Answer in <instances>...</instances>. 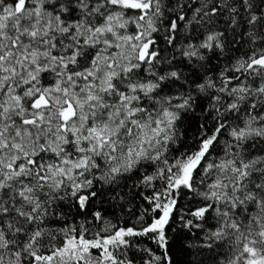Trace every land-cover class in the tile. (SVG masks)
I'll return each instance as SVG.
<instances>
[{"label": "snow or ice", "instance_id": "snow-or-ice-1", "mask_svg": "<svg viewBox=\"0 0 264 264\" xmlns=\"http://www.w3.org/2000/svg\"><path fill=\"white\" fill-rule=\"evenodd\" d=\"M140 236L264 264V0H0V264H135Z\"/></svg>", "mask_w": 264, "mask_h": 264}, {"label": "trees", "instance_id": "trees-1", "mask_svg": "<svg viewBox=\"0 0 264 264\" xmlns=\"http://www.w3.org/2000/svg\"><path fill=\"white\" fill-rule=\"evenodd\" d=\"M168 54L169 53H165V55ZM185 71L192 72L194 69L185 68ZM203 123L204 119L201 117V109L199 107L196 108L195 114L189 113L187 116H182V120L178 122L180 138L177 140L176 145L173 146V154H177V149L180 152L191 149L192 145L199 138V129ZM209 124H211V121H209ZM132 183L133 181H128L127 186L122 185L117 191L120 195H124ZM106 191L108 192V195L103 197L101 201L97 202L98 208L102 206V208L106 210V215L112 224H116L120 227L138 228L140 226L139 213L143 208L147 207V204L137 197L132 205H125L123 209H120L119 204L123 202L109 199L110 196L114 195V193L111 192L110 187L107 188ZM129 207L131 208L130 212L128 211ZM75 219L81 218L73 216L67 217L68 222H73ZM144 219H148V217L145 216ZM89 220L91 221V217H89ZM89 227L99 229L100 226L97 222L93 221L90 223ZM177 232H179V228L176 229V232H170V238H175ZM130 239L133 241V245L128 254L130 257L132 255L135 256V264H147L151 259L152 254H160L161 249H159L155 240L150 236L132 237ZM199 242L200 241H197V243ZM170 248V255L173 256L175 264H196V262L199 261H203V264H213L212 253L208 249L182 247L179 239H176L174 243L170 244Z\"/></svg>", "mask_w": 264, "mask_h": 264}, {"label": "rangeland", "instance_id": "rangeland-1", "mask_svg": "<svg viewBox=\"0 0 264 264\" xmlns=\"http://www.w3.org/2000/svg\"><path fill=\"white\" fill-rule=\"evenodd\" d=\"M96 230H99L98 228H96Z\"/></svg>", "mask_w": 264, "mask_h": 264}]
</instances>
